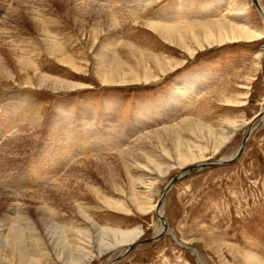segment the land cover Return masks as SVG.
Returning <instances> with one entry per match:
<instances>
[{
	"label": "rangeland",
	"instance_id": "obj_1",
	"mask_svg": "<svg viewBox=\"0 0 264 264\" xmlns=\"http://www.w3.org/2000/svg\"><path fill=\"white\" fill-rule=\"evenodd\" d=\"M17 1L0 0V42H12L19 52L28 47L40 74L64 79L75 88L54 93L25 86L11 51L0 48L1 62L14 71L16 82L0 84V264H29L14 242L16 232L22 234L26 255L40 264H264V116L253 123L264 110V34L257 40L223 45L202 40L180 49L146 25L165 15L176 22H213L246 5L250 10L239 13L250 29L261 34L264 21L252 0L122 4V0H83L141 12L136 20H123L120 27L108 31H100L104 25L86 21V29L100 31L96 42L82 36L67 9L54 0H29L32 15L25 19V9L18 11ZM216 4L221 8L216 9ZM31 17L41 20L77 70L46 53ZM144 56L160 57L165 68L160 71L150 65L153 79L148 84L105 85L97 73L102 60L111 57L143 76L138 63ZM11 109L17 110L21 120L4 122ZM190 120L203 122L215 132L238 127L232 142L218 154L213 140L200 142L183 132L184 141L203 145L205 160L168 171L166 177L154 176L152 196L145 189L151 210L139 212L129 198L134 193L130 191L133 179L122 168L123 157L139 151L146 137ZM251 126L235 163L187 173L202 163L231 160ZM77 136L92 139L89 145L81 142L75 146L78 150L74 147L73 153L60 155L63 141ZM93 146L96 152H88ZM163 148L157 150L155 160L166 168L174 160L168 162L170 156L164 152L170 153L171 145L164 143ZM174 154L171 157L176 160ZM177 175L181 178L169 189L162 206L169 226L165 236L138 245L113 263L133 244L157 236L161 222L156 208ZM112 180L118 181L119 190ZM136 229L143 234L131 244L117 243L108 233ZM102 242L103 253L97 247Z\"/></svg>",
	"mask_w": 264,
	"mask_h": 264
},
{
	"label": "bare ground",
	"instance_id": "obj_2",
	"mask_svg": "<svg viewBox=\"0 0 264 264\" xmlns=\"http://www.w3.org/2000/svg\"><path fill=\"white\" fill-rule=\"evenodd\" d=\"M3 1H5V0H3ZM131 1H134V0H122L121 4H122V2L128 3ZM54 2H56L60 7L67 9V11L69 13L68 15H70V17L72 16L73 24H74L75 28L79 29L82 36H84V37L86 36L87 39L88 38L89 39H95V42L99 38L98 35L100 34V31H104V30L108 31V30H111L113 28H116L117 26L120 27L121 22L123 20H129L131 18L134 21V20H136V18H138L141 15V12L137 9L132 10V8H131V10H130V9H127V7L126 8H119V9H116V8L109 9V8H106L102 5H93L92 3H88V2L83 1V0H54ZM98 2L101 3V1H98ZM258 2H259V5L261 7V11L258 9L257 10L259 11V13L262 17V20L264 21V6H263L261 0H258ZM20 7H24V9H25L26 16L23 17L24 19L29 18V16L32 15V14H29L30 13L29 12V0H18L17 1L18 11H19ZM137 7H139V5H137ZM215 8L220 9L221 5L216 4ZM249 10H250V8L249 7L246 8V5H245L239 11L237 9L233 10L228 16H225L223 19H218V20H215L213 22H199L196 24H192V23L188 22L187 19L185 21L176 22L175 20L172 19L173 17H167V15H165L164 17H161L160 19L150 20V22L148 21V23H146V25L148 26V28L151 31L155 32L158 36H160V38L163 39L165 42L170 43L171 45H173L177 48H180V49H187V47L189 46V43L198 44L202 40L206 41L207 43L209 42L208 44L218 43L217 45H223L227 42L232 43V42H241V41H247V40L252 41V40L259 39L262 36V34H264V33L263 32H261V34L255 33L254 30L249 28V24H248L247 20H244V17L242 16V14L239 13L241 11L247 13V11H249ZM15 11H17V10H15ZM176 13H178V12H176ZM31 19H33V18L31 17ZM88 20H91L94 23V25L99 24V25H104V26L98 32L95 29L88 30V29H86V25H85V22ZM33 21H34L33 24H35V29L37 30V32L42 37L41 38V44H42V47L44 48V50L46 51V53L50 54L54 58H57L56 61L58 63L66 66L68 68H72L74 70H77V68L75 66V62H73V60L70 59L69 56L66 55L63 46L60 45L57 40L53 39L54 38L53 36L48 35L46 33V30H45L46 27L43 23H41V20H38V19L34 20L33 19ZM179 21H180V19H179ZM239 24H244V25H239ZM1 41L2 42H0V45H1L0 48H3L6 46L11 51L10 54L13 55L15 63H16L15 67L18 70L17 72H18L20 78H22V80H24L23 84L25 86H27V87L28 86L29 87H38V88L49 90V91L54 92V93H62L65 91L67 92V91H71L75 88L74 85L68 83L64 79L52 78L50 76L40 74V72L38 70L37 63L35 61H33L31 57L29 58V56H28V54H30L29 53L30 50L28 49V47L21 48L22 52H19L16 49V47H14L11 44L12 42L10 43L5 39H3ZM1 57H0V84H2V81H5V82H11L12 81L13 83H16L14 81V78H15L14 77L15 76L14 71L12 69L10 70L8 68V66H6L5 64H2ZM263 58H264V54H263ZM161 60L162 59L158 56H154V57L144 56L143 58H141V60L138 63V68H139V71L143 72V76H140V75H136L137 73L134 72V70L132 71V69L129 66H127V68H125V67H123V63L117 62L116 60H114V58L108 57V58H105L104 60H102V62L100 63V65L97 69V73L100 76L102 83L105 85L115 86L113 84H120L122 86V85H128L127 83H132V84L138 83V84H140L143 81L146 84H148L149 81H151V79H153V76L149 71L150 65L152 66V64H154L160 71L165 70L164 66H162L163 63ZM184 64L185 63L181 64L179 67H181ZM179 67H177V68H179ZM126 69L131 70V73L130 74L126 73V71H127ZM16 111L11 109L10 112L7 113L9 116H6V119H4V122H5V120H7L9 122L10 121L13 122L15 119L21 120L20 115ZM7 124H5V125H7ZM237 127L238 126L235 125L233 128L232 127L228 128V129H231L230 131L222 130V131L215 132V131H212L213 128L211 129V127L209 125H206L203 122L190 120V121H187L184 124L180 125L179 127L175 128V129L170 128V130H166L164 132H158V133L152 134V135L146 137L145 139L142 138L144 140L141 143L140 150L133 153V154L129 153L128 156H124L123 158L125 159V161L122 162L123 163L122 168H124L127 171V173L129 175H131L130 177L133 179L132 188H131L132 190H130V191H134V193L132 195H129V198L131 199L132 203L136 206V209L142 213H147L149 210H151V207H149L148 203L146 202V200L148 199V194H147L145 189L148 190L149 196L150 195L152 196L151 189L154 186V183H155L154 181L156 180V179H154L155 178L154 176H156V177L165 176L166 177L168 171H171L174 169L181 170V169H184V168H186V167H188V166H190L196 162L198 164V162L205 160L206 156L204 155L205 149H204L203 145H194V144L192 145L191 142H187L189 139L187 141H184V138L182 137L183 132L189 133L190 138L195 137L198 140H200V142L201 141L210 142L213 140L212 143H214V151H215V153L217 152L216 154H218L222 150V148L227 144V142H232V139H233L232 136H233V133L235 132V129H237ZM91 139H92V137H86V138L81 139L77 136L76 138H73V139L68 138V139L64 140L63 141L64 143L61 142L62 141L61 140L60 143H58V147H60V145L63 143L61 145V149L58 150L61 154L59 152L58 153L60 155H62V154L67 155L68 153H73V150L75 148L77 149V147H75L77 144L84 142V143H86V145H89ZM14 141H15V139H14ZM54 142H56V141H54ZM164 143L170 144L171 149H172V151H170V153L168 151H164L166 156H168V157L170 156L169 157L170 159L168 160V162L169 161L173 162V160H174V163L171 164L172 166H167L168 168L167 167L163 168V166H161L159 163H157L158 160H155L156 155H157V150L160 148H162V150L163 149L165 150V148H163ZM64 144L65 145L68 144V145L64 146ZM99 146L100 145H98L96 147L98 148ZM96 147L91 148L89 151L88 150L87 151L90 153L96 152V149H97ZM85 151H86V149H85ZM196 151H198V154H195ZM171 152L175 153L174 156H176V160L173 157H171ZM69 157H71V156L69 155ZM62 158H64V157L62 156ZM226 160L229 161L228 157ZM226 160H222V161H226ZM63 161L64 160H62L60 162L63 163ZM56 162H58V160H56ZM142 164L144 166H142ZM202 164H204V163H202ZM164 169H167L166 170L167 172H165ZM134 174L137 175L138 177H133ZM130 177L128 179L129 185L131 184V178ZM143 180L145 181L144 183L142 182ZM114 182H116L115 186L119 190V188L117 186L118 181L112 180V183H114ZM141 183L143 185H141ZM134 187L142 188L144 190L143 191L141 190V192L136 191V188L134 189ZM95 194H97V193H95ZM141 195H144V196H141ZM106 203L109 206L111 205V203H108V202H106ZM159 204H160V200L158 202V205ZM163 205H164V202L161 204L159 211L157 210L158 206L156 208V211H157L159 216H161V215L163 216V209H162ZM117 207L115 209H119L120 206L117 205ZM154 209H155V206H153V210ZM159 221L161 222V225L157 229V235L163 231V224H162L161 219H159ZM42 222L46 223V220H44ZM108 233L112 234V236L114 237V240L117 243H123V244L124 243L125 244H131V243L135 242L138 238H140V236L143 234L140 229H138V230L136 229L135 231H130V232L110 230V231H108ZM13 235L14 236L16 235L18 237L14 242L17 243V246L19 248V253H20L21 257L23 258V260H25L29 264H40L39 261H36L34 259H29V257L27 256L28 254L26 255L24 241H22V234L16 232V234H13ZM114 240H113V242H114ZM114 246H115V244H114ZM97 247L99 248L98 250L103 253V251L105 249L104 243L102 242Z\"/></svg>",
	"mask_w": 264,
	"mask_h": 264
},
{
	"label": "water",
	"instance_id": "obj_3",
	"mask_svg": "<svg viewBox=\"0 0 264 264\" xmlns=\"http://www.w3.org/2000/svg\"><path fill=\"white\" fill-rule=\"evenodd\" d=\"M252 2H253V4L255 5V7L258 9V10H260L261 11V7H260V5H259V2H258V0H252ZM264 116V110L260 113V115L258 116V117H256L255 119H254V121H253V123L258 119V118H260V117H263ZM251 133H252V126L249 128V130H248V133H247V135H246V137H245V139H244V141H243V143H242V145H241V147H240V149H239V151H238V153L231 159V160H229V161H221V160H219V161H215V162H208V163H204V164H201V165H197V166H194V167H191L189 170H187V173H190V172H192L193 170H196V169H198V170H201V169H205V168H210V167H217V166H221V165H230V164H233V163H235L237 160H238V158L242 155V153H243V151H244V149H245V146H246V143H247V141H248V139H249V137H250V135H251ZM181 178V176L180 175H177V176H175L171 181H170V183L166 186V188H165V190H164V192H163V195H162V197H161V199H160V204L158 205V211H159V209H160V206H161V204L164 202V199L166 198V195H167V193H168V191H169V189L179 180ZM158 216V218L159 219H161V221H162V224H163V231L159 234V235H157V236H155V237H153V238H151V239H148V240H146V241H144V242H142V243H139V244H134V245H132L123 255H120L118 258H116V260L113 262V263H116V262H119L123 257H125L127 254H129L130 252H132L138 245H141V244H146V243H151V242H155V241H157V240H160L161 238H163L164 236H165V234L167 233V231H168V229H169V226H168V224L166 223V220L164 219V216H159V215H157Z\"/></svg>",
	"mask_w": 264,
	"mask_h": 264
}]
</instances>
